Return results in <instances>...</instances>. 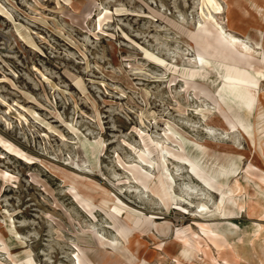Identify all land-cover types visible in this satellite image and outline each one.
<instances>
[{"label":"rangeland","instance_id":"obj_1","mask_svg":"<svg viewBox=\"0 0 264 264\" xmlns=\"http://www.w3.org/2000/svg\"><path fill=\"white\" fill-rule=\"evenodd\" d=\"M210 25L264 72V0H0V264H264V81Z\"/></svg>","mask_w":264,"mask_h":264},{"label":"bare ground","instance_id":"obj_2","mask_svg":"<svg viewBox=\"0 0 264 264\" xmlns=\"http://www.w3.org/2000/svg\"><path fill=\"white\" fill-rule=\"evenodd\" d=\"M208 1H210V0H208ZM210 26H211V29L214 31V33H216L217 38L219 39L220 43L227 44L230 47V51H235L238 54V58L241 57L243 60H245V64L239 63L240 67H239L238 73H239L240 77L234 81H230V82L226 81V82H228L230 84H234L237 87L241 86L243 89H247L248 91L250 90L253 92L255 90V88L257 87V85L260 82L264 81V72L262 71V69L259 66H255L254 61H253L255 59L254 53H258L257 50L254 47L248 46L247 44H244V43H240V45H238L239 49L234 47L233 42H235V40H236V37L234 35L224 32L221 27H216L213 25H210ZM199 28H201V30L202 29L205 30V28L203 26L202 27L200 26ZM248 36H251V35H248ZM251 98L253 99V97H251ZM215 103H216V101H215ZM227 128L233 129L232 127H227ZM203 175H201V177ZM200 181H202V180H200ZM226 191L227 192L221 193L220 199L214 205L215 206V212L211 216L217 215L218 212H219V215H222L225 213V208H224L223 204L226 201L225 198L228 196V192L230 193V189L228 188V190H226ZM227 198H229V196ZM200 206H201V208H200L201 211H200V213L198 212L199 213L198 214L199 219H200V217H208L209 213L207 210H210V208L208 209V206H206L204 203H200ZM199 226L201 227V230H204L203 225L200 224ZM99 241L102 245L104 244V242L101 239ZM181 242L184 245H187L186 240L185 241L181 240ZM191 244H193V243L191 242ZM111 245H113L114 248H117L120 244H119L118 240H115L111 243ZM181 246H183V245H181ZM110 251L114 252V250H110ZM116 254L120 258V256L118 255L117 252H116Z\"/></svg>","mask_w":264,"mask_h":264}]
</instances>
